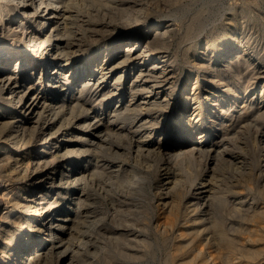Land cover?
Returning a JSON list of instances; mask_svg holds the SVG:
<instances>
[{"label":"bare ground","instance_id":"1","mask_svg":"<svg viewBox=\"0 0 264 264\" xmlns=\"http://www.w3.org/2000/svg\"><path fill=\"white\" fill-rule=\"evenodd\" d=\"M191 8L0 0V264H264V15Z\"/></svg>","mask_w":264,"mask_h":264},{"label":"rangeland","instance_id":"2","mask_svg":"<svg viewBox=\"0 0 264 264\" xmlns=\"http://www.w3.org/2000/svg\"><path fill=\"white\" fill-rule=\"evenodd\" d=\"M128 1H131L133 5L142 4L144 7L147 8V10H149L148 13H145L146 15H149V16H160V15L162 16V15H167V14L171 15L173 12L176 13L178 11H183L186 7L193 6V10L191 8L189 10V14H188V11L186 13L187 14L186 17L187 18L190 17L189 18L190 20L193 17L192 15L190 16V14L195 15V13L198 10H200L202 7H207L205 10L206 12L204 15V20L208 24V28H210L211 25H213V24L217 25V24L222 23L220 20H221V16H222L223 12L232 13V12H237L236 10H238L237 17L240 18L239 12H241L243 7H245L247 10H250V12L252 10L253 11V12H251L252 15L257 14V12H260V13L262 12L261 14L259 13L260 17L264 15V8L258 10L255 6L249 5L250 0H128ZM82 4H83V7H85L84 2ZM231 8H232V10H231ZM256 10H258V11H256ZM88 11L90 12V21L95 22L96 25L98 24L97 27L101 28L105 24L112 22L113 24H115V25L119 26V28H121L120 33H123V35L125 34L124 36H126L127 38H130V37L137 38L138 37L137 35H135V37H134V34H133L136 29L133 28L132 30L129 31V29H131L129 26L132 25L133 22H135V18L137 16V14H135V12H132L129 16H126L125 11H123L122 8L119 5H116L115 3H113L112 5L108 4L106 6V8H104V9L101 8V6H93L92 8L88 9ZM187 18L185 20H189ZM84 19H85V21H87L89 19V17L85 16ZM190 20L187 22L185 21V24L187 25V23H189ZM106 22H108V23H106ZM257 25L258 24L255 23V25H253L254 26L253 28H250V27L248 28V31L250 30V32H252V30H253L254 37H258L257 41L254 43V46L257 45L255 50L262 53L264 51V48H263L264 47V38H263L262 31H260V29ZM146 27H147L146 25L138 26L137 30H141L139 33V36L141 34L145 33V31L147 29ZM177 28L180 29V31H181V32L179 31V35H182V33L184 32L185 29L183 27H181V25H180V27L177 26ZM129 32H131V33H129ZM259 34H260V36H258ZM225 36L226 35L224 34V36H222V38H225ZM119 37H122V36H119ZM179 37L180 36H178L176 38H179ZM201 39H203V38H200L199 41H202ZM176 41H177V39L174 40V42H173L174 45L172 46L173 48L170 51L174 54H176V52H177V54L180 56V55H182V51L180 53V50H181L180 48L177 51V48H176L177 42ZM145 43H146V38H142L140 40L141 47L143 45H145ZM254 46H253V48H254ZM222 54L226 55L225 53H222ZM222 54L219 55L220 59H223ZM262 54H264V52ZM258 94H260V92H258ZM180 99H181V96H179V100ZM112 104H113V102H112ZM194 135H196V133ZM248 137L251 138L250 136H248ZM199 163H200V161H198V164ZM188 164L189 163L187 162L184 165L185 174L191 181H195L197 178L196 171H194L192 169L193 167L186 166ZM153 165H154V167L156 166L155 164H153ZM229 165L230 166H226L224 169V174L226 177H228V179H229V177L233 178L234 173H235L234 170L236 167H238L235 164H233L234 166L232 164H229ZM231 174H232V176H231ZM154 186L155 185H153V183H152V185L145 183V189H146L145 192L147 193L148 197L151 196V193H152L151 190L154 188ZM147 208L149 211L148 215L151 218H154V220H155V216H157V213L162 211L161 208L157 206L156 199H154L153 201H151V200L148 201ZM150 225L152 226V223ZM150 237L153 241H155L157 243L153 247H155V249L158 250L157 251V259H158L160 256L159 250H161V248H163V246H166V245L164 243H162L161 239L159 240L156 235L152 234V232H151ZM152 264H158V261L157 260L153 261Z\"/></svg>","mask_w":264,"mask_h":264}]
</instances>
